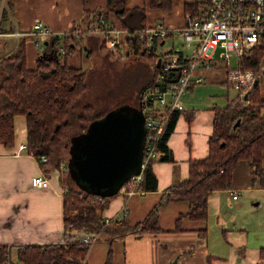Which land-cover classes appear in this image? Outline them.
Listing matches in <instances>:
<instances>
[{
  "label": "crops",
  "instance_id": "obj_1",
  "mask_svg": "<svg viewBox=\"0 0 264 264\" xmlns=\"http://www.w3.org/2000/svg\"><path fill=\"white\" fill-rule=\"evenodd\" d=\"M148 3V0H126V7L138 5L145 8V25L137 28L151 26L155 22L180 25L184 13L195 7L194 0H171L167 8L151 7ZM186 4L189 5L187 9ZM86 7L89 10L96 7L105 9L106 0H88ZM84 8L82 0H10V6L6 4L5 10L0 13V58L15 49L20 37L24 39L25 63L28 66L35 65L42 50L49 51L51 56L57 54L54 50L50 51L52 49L49 47L39 52L40 47L29 33L33 21L38 18L46 28L56 33L62 34L73 28L77 40L67 63L86 70L91 65L90 57L94 51H107L100 45L105 41L101 28L112 27V21L114 28L121 27L110 12L102 22L95 19L80 22L78 19L83 16ZM90 25H95L97 30H90ZM173 40L170 43L175 42ZM177 43L183 44V40ZM165 44L156 49L167 48L169 44ZM133 45L132 41L129 44L122 41L123 50L127 49V52L135 55ZM147 60L152 65L153 55ZM195 72L201 75L202 80L191 82L182 95L184 107L176 112L173 126L165 140L172 158H156L151 162L156 187L131 193L125 188L119 189L102 209L104 220L119 221L124 218L130 225L141 221L173 182L187 177L188 161L206 156L214 109L225 106L237 94L231 92L225 81L226 70L222 60L213 67L197 68ZM262 74L264 52L258 67V83L259 75ZM152 77L151 70V77L145 80L140 91L150 83ZM263 88L260 87V90ZM260 111L264 114V106ZM13 124V144L5 146L0 142V244L10 246L12 260L16 257L15 249L19 244H47L64 240L63 177L66 175L60 165L65 162L64 158L58 162L50 158L41 161L28 148L15 154L17 145L26 143L25 117L15 114ZM261 161L264 166V151ZM39 173L48 175L47 187L31 185V176ZM257 188L262 187L251 179L247 161L240 159L232 171L230 186L212 190L208 194L205 220L190 219L186 215V200L167 201L158 207L157 223L161 231L127 233L111 240L100 234L89 243L84 264H105L109 248V264H206L207 259L209 264H256L259 247L264 245V231L261 235L244 224L236 226L237 218L232 210L241 204V201L237 202L241 193ZM230 190L238 192L237 198L231 197ZM178 217L179 228L175 229ZM208 219L214 220L221 228V237L214 250L205 241ZM84 232L80 229L76 234Z\"/></svg>",
  "mask_w": 264,
  "mask_h": 264
},
{
  "label": "trees",
  "instance_id": "obj_2",
  "mask_svg": "<svg viewBox=\"0 0 264 264\" xmlns=\"http://www.w3.org/2000/svg\"><path fill=\"white\" fill-rule=\"evenodd\" d=\"M82 1L85 6L83 20L95 19L102 22L109 12L112 13L121 28L131 31L135 55L150 59L148 50L152 47H147L145 41L136 39L133 33L135 28L145 25L144 6L126 7V0H106L105 9L96 7L89 10L86 7L88 0ZM5 2L9 7L10 0ZM148 2L151 7L167 8L171 0ZM188 6L186 4L185 9ZM111 24L114 26L113 21ZM72 29L62 34H53L45 45L49 49L57 48L61 39L62 53L38 59L34 66L25 63L23 37H20L14 50L0 58V142L3 145L13 144V117L15 114H22L26 120L27 148L36 157L45 154L47 159L58 162L62 159L54 157L58 154L57 151L73 135L85 130L92 119L103 114L96 111L94 104L90 102L77 109V100L86 91L87 70L67 63L77 40ZM55 35L58 37L53 39ZM103 43L100 45L105 48ZM263 52L264 40L245 49L240 58L241 67L252 69L257 78V83L248 89V102L240 104L241 101L234 98L225 106L214 109L213 128L208 137L206 156L190 159L187 177L173 182L141 221L133 225L128 224L124 218L106 222L102 217V209L112 195L98 196L78 188L67 173L65 165L64 240L47 244H19L15 249L16 261L11 259L10 246L0 244V264H80L84 261L89 243L82 241L76 231L83 229L87 233H98L97 238L104 234L108 240L127 233L158 232L161 231L157 223L158 207L167 201L184 199L188 202L186 215L190 219L205 220L208 194L212 190L230 186L232 171L240 159L247 161L251 179L264 188V166L261 161L264 151V114L260 111L264 106V97L258 83V67ZM155 71V64L152 63V76ZM139 91L140 89L137 91V98ZM175 115L176 112L170 115L165 132L156 146L157 158L162 160L172 158L165 140L173 126ZM237 119L238 124L234 125ZM64 159L66 162L67 158ZM141 187L145 190L156 187L151 163L143 169ZM179 219L180 217L176 219L175 229L179 228ZM110 259L109 248L105 264H109ZM206 264H209V259ZM256 264H264V245L259 247Z\"/></svg>",
  "mask_w": 264,
  "mask_h": 264
},
{
  "label": "built area",
  "instance_id": "obj_3",
  "mask_svg": "<svg viewBox=\"0 0 264 264\" xmlns=\"http://www.w3.org/2000/svg\"><path fill=\"white\" fill-rule=\"evenodd\" d=\"M194 2V9L184 13L180 25L155 22L151 26L133 30L138 40H143L147 47H152L148 52L153 55L156 71L150 83L144 86L138 95L139 109L144 116L145 137L141 170L129 177L121 187L129 193L142 192L143 169L158 157L156 146L165 132L170 115L183 109L182 95L189 84L202 80L201 75L195 72L197 68L213 67L217 61L222 60L227 85L236 92V99L238 97L243 104L248 102L243 94L253 85L255 75L252 69L241 67L240 58L245 49L264 40V0H194ZM91 29L97 30L95 25H90ZM101 29L105 36V48L112 54L123 52L122 41L128 44L132 41V34L128 29L113 26ZM29 33L33 35L35 44L40 49L45 48L44 40H48L53 34H60L46 28L38 18L33 21ZM175 35L182 38L183 44L170 43L167 48L159 51L156 49L163 46L166 39ZM55 51L62 53V44L55 48ZM230 53L236 56L235 66L228 64ZM25 148L26 143H19L15 154ZM39 160H47L46 155L40 154ZM60 165L65 168L66 162H61ZM30 183L34 187H47L48 175L35 174L31 176ZM229 192L233 199L237 198L238 192L234 190ZM97 234L84 232L79 236L82 241L90 243L95 240ZM80 264H84V261Z\"/></svg>",
  "mask_w": 264,
  "mask_h": 264
},
{
  "label": "water",
  "instance_id": "obj_4",
  "mask_svg": "<svg viewBox=\"0 0 264 264\" xmlns=\"http://www.w3.org/2000/svg\"><path fill=\"white\" fill-rule=\"evenodd\" d=\"M55 37L58 36L53 39ZM47 43L48 40L43 41V44ZM53 50L55 48L50 51ZM50 57L47 50L38 55L39 59ZM256 83L255 77L253 85ZM247 93L244 92V98ZM144 137L145 122L141 110L132 111L130 106L121 105L113 115L102 114L92 119L85 130L65 143L67 173L82 190L98 196L113 195L129 177L140 172Z\"/></svg>",
  "mask_w": 264,
  "mask_h": 264
},
{
  "label": "rangeland",
  "instance_id": "obj_5",
  "mask_svg": "<svg viewBox=\"0 0 264 264\" xmlns=\"http://www.w3.org/2000/svg\"><path fill=\"white\" fill-rule=\"evenodd\" d=\"M5 8V0H0V13ZM83 16L78 19L80 22L83 20ZM171 39L168 38L165 45L170 44ZM173 39L174 44H181L177 43L182 40L179 35H175ZM218 51L219 49H217V54ZM107 52L98 50L92 53L91 65L86 69V91L77 100V109L84 103L90 102L94 104L96 111L108 115L117 113L121 105L130 106L132 111L138 110L137 91L149 77L152 70L151 63L145 57L127 52V49H124L121 54ZM228 61L229 66H235L237 63L235 54L230 53ZM259 85L261 88L264 87V74L259 75ZM233 91L231 90V92ZM261 93L264 95V88ZM237 101L240 102L238 97ZM57 152L55 158L63 159L68 156L66 146H62ZM239 201L241 204L236 205L232 210V214L237 218L236 226L244 224L262 235L264 231V188L244 191L237 202ZM208 223L205 241L207 240L210 249L214 250L221 237V228L214 220L208 219ZM16 260L14 256L13 261Z\"/></svg>",
  "mask_w": 264,
  "mask_h": 264
}]
</instances>
